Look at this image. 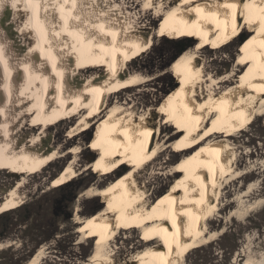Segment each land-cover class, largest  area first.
<instances>
[{
    "label": "bare ground",
    "instance_id": "bare-ground-1",
    "mask_svg": "<svg viewBox=\"0 0 264 264\" xmlns=\"http://www.w3.org/2000/svg\"><path fill=\"white\" fill-rule=\"evenodd\" d=\"M137 1L144 15L154 12L153 21L161 19L158 33L178 31L204 41L203 46L224 36L228 42L243 35L248 18L258 26L243 41L232 68L221 75L208 71L200 46L184 50L168 70L177 79L168 108L142 109L120 94L154 79L130 70L128 63L152 45L154 28L148 25L155 22L144 23L143 15L118 0H0V169L17 166L22 172L0 201V215L26 204L28 177L58 160H68L59 177L64 183L90 168H128L84 194L109 203L87 220L76 217L80 234L93 231L98 237L94 253L83 264H182L193 249L207 244V219L221 197L223 182L230 176L236 182L241 176L228 138L232 135L210 138L236 121L247 126L264 117V0ZM24 10L36 34L33 45L17 57L3 18ZM107 105L109 118L96 143L102 151L90 146L96 157L81 165L83 145L74 138L62 142L57 125L77 116L74 133L81 136L102 123ZM166 116L175 132L163 137ZM54 128L58 130L52 135ZM67 143L73 145L66 149ZM174 146L184 156L173 167L154 165L152 175L168 170L172 178L184 179L171 182L166 195H158L160 190H149L150 182L141 179ZM253 190L250 187L240 198L247 199ZM122 230L141 234L131 246L120 247ZM133 240L130 234L126 241ZM41 252L27 264H41Z\"/></svg>",
    "mask_w": 264,
    "mask_h": 264
},
{
    "label": "rangeland",
    "instance_id": "rangeland-1",
    "mask_svg": "<svg viewBox=\"0 0 264 264\" xmlns=\"http://www.w3.org/2000/svg\"><path fill=\"white\" fill-rule=\"evenodd\" d=\"M118 1L121 5L128 7L132 13L143 15L144 23L151 24L156 17L154 12L144 15L143 5L137 0ZM12 13L10 11L2 22L4 27L9 29L6 31L7 29L4 28L14 54L21 57L28 45H33L36 33L29 26L28 12L24 10L15 16H12ZM12 17L16 18L10 25L8 21ZM159 20L161 19L158 18L157 21H153L155 22L153 25H148L154 28V38L150 48L132 57L133 59L128 63L130 70L144 72L154 79L142 85L143 87L140 86L120 94L123 100L127 98L135 100L142 109L149 105L168 108V100L177 87L176 76L168 70L172 62L184 50L200 46L198 50L201 53V59L207 64L208 71L221 75L229 71L235 63L239 48L243 43H240L241 40L246 39L258 26L253 27L254 22L249 21L248 18L243 35L228 42L224 36L223 39L220 38L208 46H203L204 41L186 38V35H181L178 31L158 33ZM23 39L24 42H22ZM109 110L110 107L107 105L102 123L81 136H76L74 133V128L78 127L77 116L76 119H61V123H58L59 130H57L60 131L58 137L62 142L74 138L83 145L79 157L81 165L91 163L96 157L91 156L90 146L94 145L97 153L102 151L96 143L108 121ZM169 117L166 116L164 119L163 137L175 132V128L171 130L168 126ZM57 130L52 129L51 134H56ZM224 131L226 132L214 135L210 139L229 133L232 135L228 138L235 147L237 168L241 176L236 182H232L235 176H230L223 182L221 197L207 219L209 233L213 237L208 233L209 242L193 249L182 264H264V117L254 118L247 126H241L240 121H236ZM179 137L180 135L174 139ZM72 145V143H67L66 149ZM182 156L184 154L179 153L177 146L168 148L159 157L160 159L158 158L155 164L150 165L143 173L141 181H146L148 184L150 182L149 190L157 189L160 190L158 195H164L169 190L171 182L184 178L181 179L182 176L172 178L168 170L162 171L163 174L160 175H152L154 165L156 169L159 168V164L173 167L172 165L177 163ZM67 164L68 160H58L46 166L41 173L28 177L29 183L24 189L27 196L26 204L0 215V243L3 244L0 250V264H27L40 250L43 255L40 257L41 264H83L94 253L98 237L93 231L86 235L80 234L78 229L81 224L76 222V217L86 220L109 202L99 197L89 198L84 194L91 187L105 186L128 168L117 172L104 169L100 172L96 168H90L76 179L64 183L59 177ZM21 176L22 172L17 166L0 169V201ZM250 187L254 188L251 196L247 199L240 198L243 192L248 191ZM61 206L64 209L62 212L60 211ZM55 212H58V215H55ZM134 232L122 230L117 241L118 245L126 247V245L131 246L133 242L135 243L141 233L139 230ZM130 234H133L135 240L126 241ZM122 254L126 255L125 252Z\"/></svg>",
    "mask_w": 264,
    "mask_h": 264
},
{
    "label": "flooded vegetation",
    "instance_id": "flooded-vegetation-1",
    "mask_svg": "<svg viewBox=\"0 0 264 264\" xmlns=\"http://www.w3.org/2000/svg\"><path fill=\"white\" fill-rule=\"evenodd\" d=\"M60 208H61V209H60V211H61V212H62V211H64V209H63V207H62V206H61ZM5 213H6V212H5ZM3 214H4V213H3ZM1 215H2V214H1ZM92 215H93V214H92ZM92 215H91V216H92ZM91 216H90V217H88V218H86V220H87V219H89V218H91ZM27 217H28V216H27ZM76 222H77V221H76ZM77 223H78V222H77ZM79 224H80V223H79Z\"/></svg>",
    "mask_w": 264,
    "mask_h": 264
},
{
    "label": "trees",
    "instance_id": "trees-1",
    "mask_svg": "<svg viewBox=\"0 0 264 264\" xmlns=\"http://www.w3.org/2000/svg\"><path fill=\"white\" fill-rule=\"evenodd\" d=\"M250 34H251V33H250ZM244 39H245V38H244ZM244 39H242L240 43H242V42L244 41Z\"/></svg>",
    "mask_w": 264,
    "mask_h": 264
},
{
    "label": "water",
    "instance_id": "water-1",
    "mask_svg": "<svg viewBox=\"0 0 264 264\" xmlns=\"http://www.w3.org/2000/svg\"><path fill=\"white\" fill-rule=\"evenodd\" d=\"M55 215H58V212H55Z\"/></svg>",
    "mask_w": 264,
    "mask_h": 264
},
{
    "label": "snow or ice",
    "instance_id": "snow-or-ice-1",
    "mask_svg": "<svg viewBox=\"0 0 264 264\" xmlns=\"http://www.w3.org/2000/svg\"><path fill=\"white\" fill-rule=\"evenodd\" d=\"M241 2H242V0H241ZM231 5H229V7H230Z\"/></svg>",
    "mask_w": 264,
    "mask_h": 264
}]
</instances>
